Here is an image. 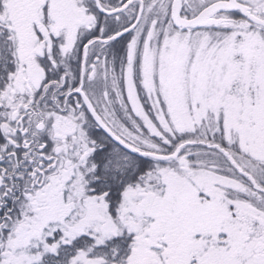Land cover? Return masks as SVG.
Listing matches in <instances>:
<instances>
[{
  "label": "snow or ice",
  "instance_id": "6c2138e0",
  "mask_svg": "<svg viewBox=\"0 0 264 264\" xmlns=\"http://www.w3.org/2000/svg\"><path fill=\"white\" fill-rule=\"evenodd\" d=\"M0 264H264V0H0Z\"/></svg>",
  "mask_w": 264,
  "mask_h": 264
}]
</instances>
